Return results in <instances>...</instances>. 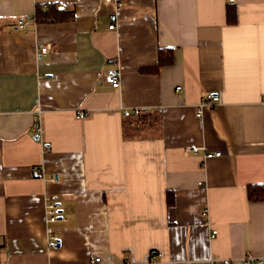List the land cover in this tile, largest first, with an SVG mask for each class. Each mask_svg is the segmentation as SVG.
Here are the masks:
<instances>
[{
  "label": "crops",
  "instance_id": "1",
  "mask_svg": "<svg viewBox=\"0 0 264 264\" xmlns=\"http://www.w3.org/2000/svg\"><path fill=\"white\" fill-rule=\"evenodd\" d=\"M121 1L0 0V264H264V0Z\"/></svg>",
  "mask_w": 264,
  "mask_h": 264
},
{
  "label": "built area",
  "instance_id": "2",
  "mask_svg": "<svg viewBox=\"0 0 264 264\" xmlns=\"http://www.w3.org/2000/svg\"><path fill=\"white\" fill-rule=\"evenodd\" d=\"M107 1H115V0H107ZM117 2H118V6H122L123 2L121 0H117ZM113 27H114V24L110 25V28H113ZM47 50H48V48L46 46L41 47L40 54L45 55ZM105 79L114 88H118V86L121 84V74H120L119 70L115 69L114 67H108L107 68V70L105 72ZM221 100L222 99H221L220 93L219 94L213 93V92L207 93L205 95V97H203L199 106L197 107L195 114L198 117L202 116V109L205 106L214 107L217 104H219V102H221ZM143 110L140 108H134L132 111L125 110L124 114L127 116L128 115H134V114L139 115L143 112ZM85 115H86V113H84V112L79 113V116H81V117H84ZM36 129L39 130V125L36 127ZM185 150L188 153H198L200 151V148L198 146L192 145V146L187 147ZM221 153H222V151L207 150L204 154V157L207 158V157H213V156H220ZM58 218H59V205L57 204L56 199L53 196H51L49 198V201L46 204V220L50 224L51 222L58 221ZM214 233H216L215 230H214ZM47 234H48L49 246L51 248L55 247L58 244L59 238L56 234H54V229L50 225L47 226ZM90 262H91V264H100L101 257L96 256ZM225 263H228V261H225ZM243 263L244 264H255V258H253L249 255H246L245 257H243ZM125 264H129V263L126 262Z\"/></svg>",
  "mask_w": 264,
  "mask_h": 264
},
{
  "label": "trees",
  "instance_id": "3",
  "mask_svg": "<svg viewBox=\"0 0 264 264\" xmlns=\"http://www.w3.org/2000/svg\"><path fill=\"white\" fill-rule=\"evenodd\" d=\"M235 5L228 6L227 13H228V20L229 22H235L237 17ZM58 9L55 8L54 5L48 4V5H38L37 11H36V19L39 21L49 20V19H55V12ZM171 60V59H170ZM166 61V60H165ZM161 61L160 56V62ZM152 71V69H149ZM248 199L251 201H264V184H251L248 186V192H247Z\"/></svg>",
  "mask_w": 264,
  "mask_h": 264
}]
</instances>
